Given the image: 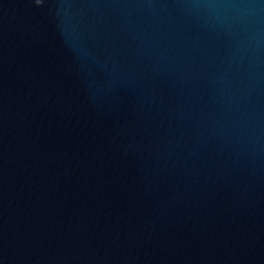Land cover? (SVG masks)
Masks as SVG:
<instances>
[{"label":"water","instance_id":"1","mask_svg":"<svg viewBox=\"0 0 264 264\" xmlns=\"http://www.w3.org/2000/svg\"><path fill=\"white\" fill-rule=\"evenodd\" d=\"M0 264H264V0H0Z\"/></svg>","mask_w":264,"mask_h":264}]
</instances>
